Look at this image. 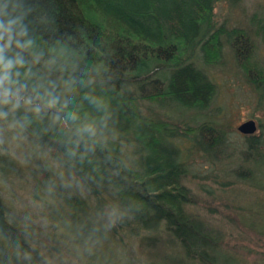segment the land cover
I'll return each instance as SVG.
<instances>
[{"label": "trees", "instance_id": "1", "mask_svg": "<svg viewBox=\"0 0 264 264\" xmlns=\"http://www.w3.org/2000/svg\"><path fill=\"white\" fill-rule=\"evenodd\" d=\"M224 1L239 0H31L38 7L29 16L32 26L43 34L40 47L45 53L54 49L58 60L54 77L86 73L84 78L95 81L97 93L114 113L115 138L109 143L119 161L118 173H109L110 179L106 176L100 189L91 185L98 206H103V188H111L121 208L128 209L125 220L131 219L143 231H165L178 243L183 257L196 264H239V259L232 252L224 253L219 233L188 209L193 198L182 183L188 172L185 156L179 147L165 146L174 145L171 129L138 113L130 89L138 87L146 100L160 106L177 103L205 109L214 98L215 85L189 59L199 49L203 61H218L224 39L251 84L263 93L264 69L250 62L249 35L240 28H214V8ZM259 31L264 39V24ZM57 33L71 36L57 41L53 39ZM98 39L103 41V53L97 50ZM214 129L203 122L199 128L202 141L208 136L205 132ZM121 137L135 141L133 161L126 159ZM246 138L247 167L238 176L255 181L262 176L264 141L253 135ZM212 139L202 150L217 148L218 140ZM28 141L45 146L31 136ZM55 157L56 153L50 156L54 162ZM249 165L256 168L254 172ZM61 197L71 224L77 228L86 223L81 221L87 215L86 201L74 195ZM87 224L90 228L91 221ZM0 230L5 241L14 245L18 239L24 244L1 199ZM0 264H10L2 252Z\"/></svg>", "mask_w": 264, "mask_h": 264}, {"label": "rangeland", "instance_id": "2", "mask_svg": "<svg viewBox=\"0 0 264 264\" xmlns=\"http://www.w3.org/2000/svg\"><path fill=\"white\" fill-rule=\"evenodd\" d=\"M213 23L214 28L244 30L253 48L250 62L264 69V39L259 31L264 24V0L220 2L214 8ZM189 61L215 85L214 98L205 109L183 108L177 103L160 106L146 100L145 92L133 87L130 90L136 109L171 129L174 145L165 146L179 147L185 156L188 172L182 183L193 198L188 209L219 233L221 250L234 253L239 264H264V165L262 176L255 181L238 176V171L247 167L244 151L248 143L237 130L241 123L252 119L257 125L253 137L264 141V92L251 84L224 39L218 61H203L199 49ZM88 73H92L91 68ZM203 122L215 129L206 131L208 136L202 141L199 128ZM213 137L218 140L217 148L202 150ZM119 141L126 159L133 161L135 141L131 137H121ZM36 146L28 140H6L0 145V199L8 220L20 230L18 238L24 249L32 252L31 264H45V259L51 264H196L183 257L178 243L165 231H143L131 219H124L106 236L101 235L91 255L83 251V242L67 217L68 208L61 195L86 201L87 215L81 217L86 223L104 205L118 203L117 195L111 188H103V206L99 207L91 193L61 188L58 181L49 195L47 182L55 178L58 169ZM21 159L29 162L21 164ZM249 167L253 172L256 169ZM34 202L42 206L36 207ZM26 216L33 223L29 224ZM41 217L46 218V226L39 223ZM3 238L0 230V252L9 263L28 264L17 256L15 246Z\"/></svg>", "mask_w": 264, "mask_h": 264}, {"label": "clouds", "instance_id": "3", "mask_svg": "<svg viewBox=\"0 0 264 264\" xmlns=\"http://www.w3.org/2000/svg\"><path fill=\"white\" fill-rule=\"evenodd\" d=\"M37 7L31 0H0V145L6 140L22 143L29 136L41 141L45 146L38 144L37 149L45 158L56 153L58 169L55 178L47 182V193L55 191L57 181L61 188L91 193V185L100 189L105 177L110 179L109 173H118L119 161L109 143L115 138L114 113L97 93L95 81L84 78L86 73L54 77L58 63L54 49L45 53L38 44L43 34L29 20ZM68 36L71 33H57L53 39ZM95 43L103 53V41ZM62 71L67 69L62 67ZM127 212L118 203H109L95 212L90 228L87 223L77 226L83 251L91 255L101 235L112 231ZM24 219L33 223L29 216ZM39 223L46 226V218L41 217ZM14 245L17 256L31 264L32 252L18 239ZM45 264L51 262L45 259Z\"/></svg>", "mask_w": 264, "mask_h": 264}, {"label": "water", "instance_id": "4", "mask_svg": "<svg viewBox=\"0 0 264 264\" xmlns=\"http://www.w3.org/2000/svg\"><path fill=\"white\" fill-rule=\"evenodd\" d=\"M238 132L246 136H252L256 130L257 125L254 120H246L237 127Z\"/></svg>", "mask_w": 264, "mask_h": 264}, {"label": "flooded vegetation", "instance_id": "5", "mask_svg": "<svg viewBox=\"0 0 264 264\" xmlns=\"http://www.w3.org/2000/svg\"><path fill=\"white\" fill-rule=\"evenodd\" d=\"M246 136V135H245ZM246 137H250V136H246Z\"/></svg>", "mask_w": 264, "mask_h": 264}]
</instances>
